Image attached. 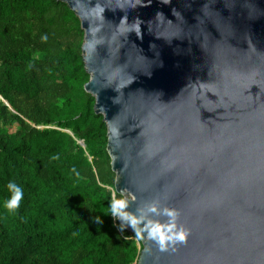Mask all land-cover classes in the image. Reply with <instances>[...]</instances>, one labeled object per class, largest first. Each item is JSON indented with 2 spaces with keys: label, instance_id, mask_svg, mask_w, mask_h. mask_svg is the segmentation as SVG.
<instances>
[{
  "label": "water",
  "instance_id": "obj_1",
  "mask_svg": "<svg viewBox=\"0 0 264 264\" xmlns=\"http://www.w3.org/2000/svg\"><path fill=\"white\" fill-rule=\"evenodd\" d=\"M62 1L85 30L117 192L190 229L174 250L142 239L138 264H264V0Z\"/></svg>",
  "mask_w": 264,
  "mask_h": 264
},
{
  "label": "trees",
  "instance_id": "obj_2",
  "mask_svg": "<svg viewBox=\"0 0 264 264\" xmlns=\"http://www.w3.org/2000/svg\"><path fill=\"white\" fill-rule=\"evenodd\" d=\"M84 38L67 2L0 0V264H138L142 239L110 214L120 193Z\"/></svg>",
  "mask_w": 264,
  "mask_h": 264
},
{
  "label": "clouds",
  "instance_id": "obj_3",
  "mask_svg": "<svg viewBox=\"0 0 264 264\" xmlns=\"http://www.w3.org/2000/svg\"><path fill=\"white\" fill-rule=\"evenodd\" d=\"M47 40V36L42 37ZM8 190L11 192L10 198L6 201L5 207L9 212H15L20 207L24 192L17 183L9 181ZM135 199V196H131ZM130 200L121 193L119 197H113L110 202V214L114 218H119L122 223L120 231L122 232L126 225H130L135 233L137 240L147 238L154 241L160 251H167L169 248L174 250L177 244L186 242L190 229L178 224L180 212L173 207H161L159 201H152L146 204L144 214L136 215L128 210ZM155 214L156 218H147V214ZM165 217L166 219H160ZM99 220V217H97ZM146 221V222H145ZM143 222V226L141 224Z\"/></svg>",
  "mask_w": 264,
  "mask_h": 264
}]
</instances>
